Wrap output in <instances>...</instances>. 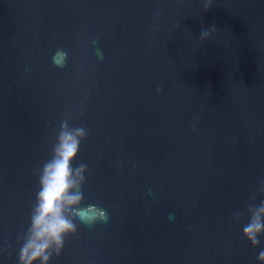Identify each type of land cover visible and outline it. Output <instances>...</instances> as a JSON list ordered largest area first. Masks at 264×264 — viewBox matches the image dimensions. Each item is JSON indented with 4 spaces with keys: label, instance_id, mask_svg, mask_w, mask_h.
<instances>
[{
    "label": "water",
    "instance_id": "1",
    "mask_svg": "<svg viewBox=\"0 0 264 264\" xmlns=\"http://www.w3.org/2000/svg\"><path fill=\"white\" fill-rule=\"evenodd\" d=\"M205 3L0 0V264L68 114L89 130L83 204L109 221L51 264H258L231 216L264 181V0Z\"/></svg>",
    "mask_w": 264,
    "mask_h": 264
},
{
    "label": "clouds",
    "instance_id": "2",
    "mask_svg": "<svg viewBox=\"0 0 264 264\" xmlns=\"http://www.w3.org/2000/svg\"><path fill=\"white\" fill-rule=\"evenodd\" d=\"M211 7L212 0H206L204 10ZM215 30V25L202 29L200 40H208ZM97 43L96 40L92 41L93 45ZM55 53L52 63L59 68L65 67L68 62L67 51L58 48ZM96 55L98 60H103L99 48L96 49ZM71 120L68 114L59 122L48 159L33 170L38 187L28 215L27 228L17 237L20 244L17 264H51L54 257L60 256L66 241L77 236L81 225L92 228L97 223L109 221L107 209L83 204L88 165L76 161L89 130L83 125L72 124ZM258 195H264V181L249 197L246 208L232 213L231 220L242 225L243 237L253 248H260L257 261L258 264H264V247H261V238L264 237V199L257 202Z\"/></svg>",
    "mask_w": 264,
    "mask_h": 264
}]
</instances>
